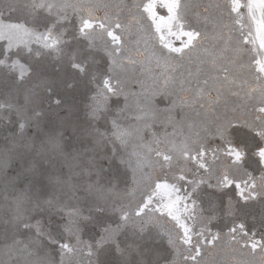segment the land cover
<instances>
[{
  "label": "snow or ice",
  "instance_id": "obj_1",
  "mask_svg": "<svg viewBox=\"0 0 264 264\" xmlns=\"http://www.w3.org/2000/svg\"><path fill=\"white\" fill-rule=\"evenodd\" d=\"M218 246L264 264V0H0V264Z\"/></svg>",
  "mask_w": 264,
  "mask_h": 264
},
{
  "label": "rangeland",
  "instance_id": "obj_2",
  "mask_svg": "<svg viewBox=\"0 0 264 264\" xmlns=\"http://www.w3.org/2000/svg\"><path fill=\"white\" fill-rule=\"evenodd\" d=\"M99 2L104 3V2H110V3H119V2H126V0H99ZM135 2V0H133ZM211 2H215V0H211ZM174 43H178L179 41L176 40L175 37L172 38ZM158 43V39H157ZM258 210V206H257ZM223 220H221V224H223ZM224 255V250L222 247L218 246L216 249H208L206 250L205 254L201 257V259L205 262V264H215L216 261L221 259ZM231 258V257H228ZM236 258L237 259H246V253L243 252H238L236 253Z\"/></svg>",
  "mask_w": 264,
  "mask_h": 264
}]
</instances>
